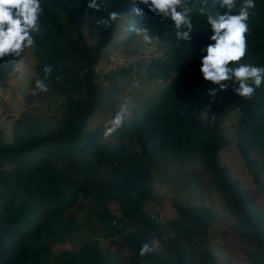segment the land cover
I'll list each match as a JSON object with an SVG mask.
<instances>
[{"label":"trees","instance_id":"16d2710c","mask_svg":"<svg viewBox=\"0 0 264 264\" xmlns=\"http://www.w3.org/2000/svg\"><path fill=\"white\" fill-rule=\"evenodd\" d=\"M87 2L42 0V34L35 37L31 69L35 82L43 79L48 85V103L59 102L61 119L53 125L20 119L12 141L0 131V264H116V252L103 247L101 239L113 245L122 240L133 264H219L209 248L210 229L217 221L211 209L176 203V216L164 221L148 212L153 197L149 171L164 157L172 164L201 163L206 168L233 216L234 233L247 245L248 259L264 264V212L230 176L221 156L236 149L252 175L261 174L264 84L251 99H243L233 91L238 85L225 81L228 89L212 101L208 89L219 86L204 81L200 72L206 55L201 49L214 43L206 17L199 12L202 0L191 5L192 42L178 40L171 21L137 5L144 15L136 22L159 37L156 44L163 48L154 60L134 64L137 70L144 67L147 82L159 85L157 98L135 106L113 140L105 138L103 130L89 131L91 117L103 111L99 91L110 93L116 86L111 78L104 83L105 76L97 70L107 56L106 48L128 47L137 36L127 30L133 22L128 14L131 0H105L100 12L88 9ZM255 5L248 21L247 54L241 62L264 66V0H255ZM208 7L214 13L224 11L212 0ZM113 10L122 19L108 29L98 26L96 21ZM21 60H0L1 84ZM45 65L52 67L46 79ZM132 71L123 70L119 76L130 81ZM113 101L111 108L118 99ZM116 111L111 109L110 115ZM235 112L230 138L222 125ZM80 201L92 203L84 213L85 225L77 213H70ZM90 217L96 226L88 232L99 239L87 235L75 248L51 250L78 238ZM145 243L155 250L141 257Z\"/></svg>","mask_w":264,"mask_h":264},{"label":"rangeland","instance_id":"374dc122","mask_svg":"<svg viewBox=\"0 0 264 264\" xmlns=\"http://www.w3.org/2000/svg\"><path fill=\"white\" fill-rule=\"evenodd\" d=\"M32 51V49L26 50L7 82L0 83V131H3L7 141H12L16 131L20 130L18 125L20 119H28L30 122L38 120L48 125H53L61 119L59 102L49 104L51 102L48 103L51 97L49 92L41 93L33 84L36 75L31 69L34 64ZM162 52L163 48L158 44L153 51L147 52L138 37L128 47L121 46L118 50H113L110 44L106 48L107 56L100 62L97 70L105 76L104 83L107 82V78H111L116 86L108 90L110 93L106 89L99 91V102L103 111L99 110L100 112L91 117L87 126L89 131L97 129L104 131L105 125L113 117L110 115L111 109L118 110V106L123 102L129 104L131 112L135 106L143 107L147 105L145 102H153L157 98L159 85L153 84L152 81L147 82L144 67L137 70L134 64L137 61L148 63L160 56ZM129 68L133 70L128 74L130 81L122 75L119 76L120 72L127 71ZM28 99H30L29 104H27ZM114 99H118V102L111 108ZM237 116L236 112L230 114L222 125L230 138L233 137L230 126ZM205 118L206 116H203L204 121H206ZM112 137L113 135L108 138L113 140ZM126 143L131 142L128 140ZM256 155H259V152ZM221 156L222 161L227 164L230 176L239 182L242 189L248 190L254 198V205L264 212V162H259L258 168L262 170L261 174L254 177L236 149L232 153H223ZM166 160L165 157L160 158L155 167L149 171L153 197L148 204V212L154 218L164 221L176 216V203L188 207L209 208L217 215V221L210 229L209 248L219 264H254L246 255L245 251L248 249L246 243L234 233L233 216L226 210L206 168L201 163L182 165L172 164ZM2 200L3 196L0 197V202ZM91 204L90 201H80L70 210V213H77V218L85 225L84 215L87 214L84 213ZM80 205L83 207L79 208ZM111 207L113 208L114 205ZM87 219L88 223L81 229L78 238L72 239L68 245H53L51 250L58 253L62 248H75L78 240L87 235H90V238H97L95 232L92 234L88 232V228H95L96 222L91 217ZM100 242L103 247L116 252V264H133L130 259L131 253L122 240L115 241L117 245H113L114 242L109 239H101Z\"/></svg>","mask_w":264,"mask_h":264},{"label":"clouds","instance_id":"9594fccd","mask_svg":"<svg viewBox=\"0 0 264 264\" xmlns=\"http://www.w3.org/2000/svg\"><path fill=\"white\" fill-rule=\"evenodd\" d=\"M131 3L133 6L128 14L133 17V22L127 30L136 34L147 52L154 50L159 37H153L150 30L142 26L143 23L136 22V17L144 15L143 9L137 5H144L162 21H171L178 40L192 42L194 25L190 13L193 0H131ZM208 4L209 0H202L199 12L206 17L213 33L209 39L214 43H208L201 49L206 55L202 56L200 72L204 81L219 86L209 88L208 95L214 101L220 91L229 87L223 82L232 80L238 85L233 88L234 93L243 99H251L256 89L264 84V66L241 62L247 54L248 21L255 9V0H242L239 6L237 0H212L214 6L219 5L224 10H217L215 13ZM104 7L105 0L87 2V8L96 12ZM43 11L42 0H0V60L21 58L26 50L34 48L35 37L42 34L40 16ZM121 19V13L113 10L96 23L108 29ZM43 71L46 79L51 75L52 67L45 65ZM35 88L41 93L49 91L43 79L36 80ZM130 115L129 104L121 103L115 115L105 125L104 137L108 138L122 128ZM154 250L149 243H145L139 254L143 257Z\"/></svg>","mask_w":264,"mask_h":264}]
</instances>
